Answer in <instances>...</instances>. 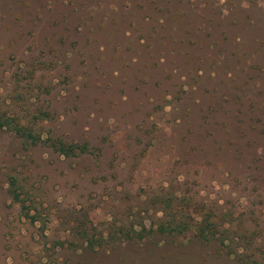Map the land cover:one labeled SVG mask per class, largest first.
Returning <instances> with one entry per match:
<instances>
[{
    "label": "rangeland",
    "instance_id": "rangeland-1",
    "mask_svg": "<svg viewBox=\"0 0 264 264\" xmlns=\"http://www.w3.org/2000/svg\"><path fill=\"white\" fill-rule=\"evenodd\" d=\"M163 194L225 205L254 241L236 256L154 232ZM143 220L144 240L83 243ZM248 263L264 264V0H0V264Z\"/></svg>",
    "mask_w": 264,
    "mask_h": 264
},
{
    "label": "trees",
    "instance_id": "trees-1",
    "mask_svg": "<svg viewBox=\"0 0 264 264\" xmlns=\"http://www.w3.org/2000/svg\"><path fill=\"white\" fill-rule=\"evenodd\" d=\"M29 137L32 138V136ZM49 142L50 141L45 144L66 158L79 156L89 151L88 147L85 145H69L63 141ZM16 185V181L12 179L11 186L14 188L13 199L16 202H21V196L15 189ZM167 195L168 194H163L157 197V199H164L162 201L164 206V210L162 211L164 218L154 226L156 227L154 232L160 235L171 234L177 236H187L191 233L203 241L218 240L225 248H231L232 245L234 248L235 246L238 247V250H234L232 253L236 256L240 254V250L244 249V246H242L243 241H254V239H250L247 234H242V230L244 229L243 223H240L236 229L232 227V223L237 219V215L230 211L223 212L222 209L226 208L225 205L216 206L211 209L201 208L200 210V206L192 198L186 196L179 198L176 196L174 197V195L164 198ZM152 210L151 208V211ZM142 213L146 212L144 211ZM171 216L172 219L169 220ZM123 230L124 231L120 230L116 235H109L107 237L102 235L98 239L90 237L85 239L83 243L86 247L92 249L96 246L101 247L102 245L113 247L133 239L144 240L153 231V227L151 225L148 226L145 220H143L140 223L134 222L130 228ZM242 257H240V259ZM241 261L244 263L243 258Z\"/></svg>",
    "mask_w": 264,
    "mask_h": 264
}]
</instances>
